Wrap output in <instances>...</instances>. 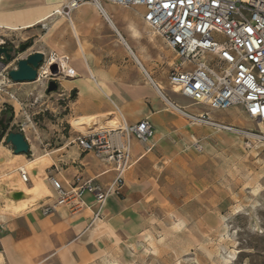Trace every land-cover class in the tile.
I'll return each mask as SVG.
<instances>
[{
    "label": "crops",
    "instance_id": "obj_1",
    "mask_svg": "<svg viewBox=\"0 0 264 264\" xmlns=\"http://www.w3.org/2000/svg\"><path fill=\"white\" fill-rule=\"evenodd\" d=\"M64 2L0 0V27L32 40L28 56L55 53L62 59L66 72L55 79L57 89L71 103L70 116L77 125L123 126L149 118L155 135L148 144L133 139V165L125 174V185L109 195L103 219L92 226V208L73 213L63 206L48 215L39 210L54 197L48 172L66 187L79 177L107 188L116 178L106 154L84 151L76 142L88 129H71L55 142L46 141L40 132L39 143L23 132L33 152L31 159L2 142L0 180L10 176L8 190L23 186L43 197L33 206L20 207L8 192L12 204H0V218L6 223L0 264H140L157 245L162 209H185L201 197L200 178L186 175L187 166L193 170L195 153L215 143L218 136L229 140V131L191 124L176 109L208 112L212 120L226 123L208 106L194 104L181 94L186 99L175 100V92L164 91L169 84L170 48L146 24L142 7L103 2L101 11L87 2L68 19L56 13ZM99 116L103 119H95ZM21 169L28 174L27 182L21 179ZM5 192L0 191V198L5 199ZM85 200L92 204L94 197L87 194Z\"/></svg>",
    "mask_w": 264,
    "mask_h": 264
},
{
    "label": "built area",
    "instance_id": "obj_2",
    "mask_svg": "<svg viewBox=\"0 0 264 264\" xmlns=\"http://www.w3.org/2000/svg\"><path fill=\"white\" fill-rule=\"evenodd\" d=\"M87 2L95 3L101 11L103 2L129 8L142 7L146 24L176 54L169 74V84L175 93L211 110L241 107L250 118L264 122V0H65L56 13L70 19L71 14ZM2 31L0 46L12 47L14 41L3 40ZM7 64L2 55L0 85L10 82ZM52 65L57 66L58 77L66 72L62 59L52 53L45 57L36 82L42 77L53 79L52 73L48 72ZM176 109L191 124H208L218 131L231 129L229 124L212 120L208 112L191 114L183 108ZM116 111L121 114L117 106ZM154 135L155 129L149 118L135 124L124 122L123 126L118 123L81 133L76 138L79 146L84 151L106 154V159L114 164L116 178L107 188L79 177L75 184L66 187L48 172L46 178L54 197L39 210L48 215L63 206L73 213L92 208L89 226L102 220L109 195L120 192L125 185V174L133 165V139L148 144ZM195 146L202 149L199 142ZM20 173L21 179L27 182V172L21 169ZM87 194L94 197L92 204L85 200ZM5 227L6 223L0 218V252Z\"/></svg>",
    "mask_w": 264,
    "mask_h": 264
},
{
    "label": "rangeland",
    "instance_id": "obj_3",
    "mask_svg": "<svg viewBox=\"0 0 264 264\" xmlns=\"http://www.w3.org/2000/svg\"><path fill=\"white\" fill-rule=\"evenodd\" d=\"M2 39L19 47L29 43L27 50H19L7 64L9 71L33 51L26 35L3 30ZM170 61L169 71L176 61L171 48ZM50 80L52 77H42L39 82L14 83L10 79L0 85V122L5 126L3 129L0 123V144L7 143L10 131L26 132L31 141L39 143L40 132L46 141L55 142L71 129H92L74 122L71 103L60 95L59 88L48 91ZM164 91L174 93L170 84ZM176 94L175 100L186 99ZM215 111L216 118L232 128L227 130L229 140L218 136L215 143L195 153L193 170L187 166L186 175L200 178L201 197L185 209H162L157 245L140 264H264V122L250 118L241 107ZM27 156L33 158V152ZM9 179L5 176L0 181V191L6 190L1 205L11 203Z\"/></svg>",
    "mask_w": 264,
    "mask_h": 264
},
{
    "label": "water",
    "instance_id": "obj_4",
    "mask_svg": "<svg viewBox=\"0 0 264 264\" xmlns=\"http://www.w3.org/2000/svg\"><path fill=\"white\" fill-rule=\"evenodd\" d=\"M29 47V43L20 45L19 50L25 51ZM14 47L0 46V57L3 55L9 63L13 59ZM45 61V55L42 52H35L26 58L19 59L17 66L11 69L8 73L9 78L14 83L36 82L38 79V70ZM53 79L48 83V91L52 92L58 88V83L55 80L58 78V69L56 65L50 67ZM5 129V126H2ZM0 133V138L2 137ZM6 142L12 146L15 154H28L30 152V144L28 143L25 135L21 131L8 132Z\"/></svg>",
    "mask_w": 264,
    "mask_h": 264
},
{
    "label": "bare ground",
    "instance_id": "obj_5",
    "mask_svg": "<svg viewBox=\"0 0 264 264\" xmlns=\"http://www.w3.org/2000/svg\"><path fill=\"white\" fill-rule=\"evenodd\" d=\"M0 31H2V28L1 27H0ZM48 72H51V70L49 69ZM12 188H9V190L12 189ZM1 191H2V189H1ZM9 192H10V194L13 197H15V199L18 202L17 204L20 207H29L30 206L29 204L34 203V201L38 200L40 197H43L42 194H36L34 191H27V190H25L23 186L20 187V189L19 188H14L12 191H9Z\"/></svg>",
    "mask_w": 264,
    "mask_h": 264
},
{
    "label": "flooded vegetation",
    "instance_id": "obj_6",
    "mask_svg": "<svg viewBox=\"0 0 264 264\" xmlns=\"http://www.w3.org/2000/svg\"><path fill=\"white\" fill-rule=\"evenodd\" d=\"M12 47H14V54L13 55H16L18 52H19V49L17 48V45L15 44V42H14V44H13V46ZM1 123V126H3L4 124L2 123V122H0Z\"/></svg>",
    "mask_w": 264,
    "mask_h": 264
}]
</instances>
